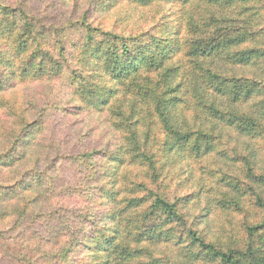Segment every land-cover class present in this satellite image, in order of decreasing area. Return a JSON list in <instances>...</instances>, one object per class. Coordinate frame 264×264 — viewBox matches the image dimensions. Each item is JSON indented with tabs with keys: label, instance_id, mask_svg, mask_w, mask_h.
<instances>
[{
	"label": "trees",
	"instance_id": "obj_1",
	"mask_svg": "<svg viewBox=\"0 0 264 264\" xmlns=\"http://www.w3.org/2000/svg\"><path fill=\"white\" fill-rule=\"evenodd\" d=\"M87 2L0 0V264H264V0Z\"/></svg>",
	"mask_w": 264,
	"mask_h": 264
},
{
	"label": "rangeland",
	"instance_id": "obj_2",
	"mask_svg": "<svg viewBox=\"0 0 264 264\" xmlns=\"http://www.w3.org/2000/svg\"><path fill=\"white\" fill-rule=\"evenodd\" d=\"M62 1L64 3L63 7H60L57 10L55 9L51 10L52 13L58 16L56 17V19L64 18L65 16H63L62 14L64 12H69L72 4H74L75 2L79 3V9L76 11L78 13H74L76 16H79L81 12L86 9L87 4H88L87 0H75L74 3L72 0H62ZM123 9L125 8H121V5L117 4L112 10H109V11L101 12V11H98L99 9H97L96 14L92 13L91 17L95 24L96 23L97 24L98 23L108 24L109 21L111 23L115 19V16L117 15L116 12H118V10L122 11ZM131 16L133 18L132 23H134L135 19L138 17H142L143 20L145 19L148 20L151 17L149 12L145 10H143V12L141 13L132 12ZM132 23L131 25L133 27ZM136 23H139V22H136ZM139 26H142V25L139 23ZM50 125L51 127L48 125L45 126V130L48 131V134H42V138L45 140L50 139V138L58 140L60 143V147H61L60 148L61 157H65L68 152L74 153L78 151L80 148L83 147V144H86V143L96 144V139H92L90 137L84 138L83 140V134H85L86 131L90 127L95 126V122L87 119L85 116H83V119L81 121H78V119H75V118L66 119L63 116L61 117L60 115H58L55 118L53 117L50 120ZM54 127H56L57 129L55 130ZM52 130H55V131H52ZM49 132H51V134ZM80 138L81 140H79ZM36 148H37V145L34 147V150H36ZM65 166L66 165H64L63 168H65ZM60 174L62 177L60 179L61 183H68L73 177V176L71 177L72 173L70 171H66L64 175H63V171H61ZM216 229L214 228L213 230H216Z\"/></svg>",
	"mask_w": 264,
	"mask_h": 264
}]
</instances>
